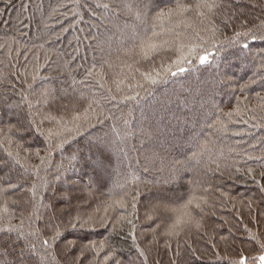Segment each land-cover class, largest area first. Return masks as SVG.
I'll use <instances>...</instances> for the list:
<instances>
[{
    "label": "trees",
    "instance_id": "trees-1",
    "mask_svg": "<svg viewBox=\"0 0 264 264\" xmlns=\"http://www.w3.org/2000/svg\"><path fill=\"white\" fill-rule=\"evenodd\" d=\"M262 245L264 0H0V264Z\"/></svg>",
    "mask_w": 264,
    "mask_h": 264
},
{
    "label": "snow or ice",
    "instance_id": "snow-or-ice-1",
    "mask_svg": "<svg viewBox=\"0 0 264 264\" xmlns=\"http://www.w3.org/2000/svg\"><path fill=\"white\" fill-rule=\"evenodd\" d=\"M201 6L207 7L209 5H207V4L198 5V7H201ZM186 10L187 9L185 8V6H183L181 4H177L176 8H174V9H168L167 11H161L159 13V18H164V17L170 18L174 14H179L182 11H186ZM237 35L239 36L240 33H237ZM253 39H255V37H253ZM244 47H247V45L245 44ZM199 61H200L201 64H205L206 62H208V56L207 55L200 56L199 57ZM180 71L183 72V71H185V69L181 68ZM173 75H175V73H173ZM194 200H195V197H193L192 200H189L188 203L192 204ZM196 207H199V204H197ZM44 243L46 244L47 241H45ZM262 247H264V245H262ZM258 259H259L260 264H264V255H260L258 257ZM240 264H246V258H242L240 260Z\"/></svg>",
    "mask_w": 264,
    "mask_h": 264
},
{
    "label": "rangeland",
    "instance_id": "rangeland-1",
    "mask_svg": "<svg viewBox=\"0 0 264 264\" xmlns=\"http://www.w3.org/2000/svg\"><path fill=\"white\" fill-rule=\"evenodd\" d=\"M260 264V263H259Z\"/></svg>",
    "mask_w": 264,
    "mask_h": 264
}]
</instances>
